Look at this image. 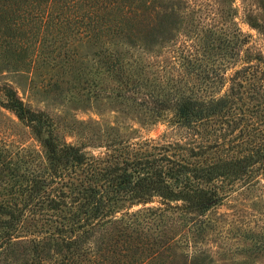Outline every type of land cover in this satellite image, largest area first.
Wrapping results in <instances>:
<instances>
[{
	"label": "trees",
	"instance_id": "trees-1",
	"mask_svg": "<svg viewBox=\"0 0 264 264\" xmlns=\"http://www.w3.org/2000/svg\"><path fill=\"white\" fill-rule=\"evenodd\" d=\"M210 1L0 0L1 68L44 69L47 90L91 92L144 122L170 112L186 133L132 140L0 86V105L41 144L17 145L12 161L0 147V264H221L209 244L219 205L264 185V0H242L261 46L236 23L235 0ZM201 16L213 31L200 52ZM94 135L105 137L97 153ZM260 228L235 226L234 264L264 254Z\"/></svg>",
	"mask_w": 264,
	"mask_h": 264
},
{
	"label": "rangeland",
	"instance_id": "rangeland-1",
	"mask_svg": "<svg viewBox=\"0 0 264 264\" xmlns=\"http://www.w3.org/2000/svg\"><path fill=\"white\" fill-rule=\"evenodd\" d=\"M201 1V0H199ZM204 1V0H202ZM212 2L210 0H205ZM239 6V14L235 17L236 23L245 31L253 34V42L257 45H263L262 35L257 29L251 27L243 17L242 0H235ZM196 16V15H195ZM197 17V16H196ZM207 16H201L198 20L197 29L199 35L195 41L196 48L201 52L205 45L203 41L208 40L210 27L206 24L200 23ZM198 18H194L197 22ZM213 21V20H212ZM202 25V26H201ZM206 25V26H205ZM215 32V31H214ZM216 34L219 32L216 31ZM177 40L176 45L180 44V48L186 45ZM194 48V47H192ZM169 52L164 49L161 52L160 58H166ZM204 61H216L221 58L219 54H204ZM166 63V62H164ZM95 64H88L85 76L90 80L92 75H97L99 71H95ZM44 69L24 71L12 70V67H0V86L9 84L13 86L18 94L34 108H42L49 112H58L65 118L64 121H70L72 118L76 120L90 121L94 125L105 126L108 123L118 125L119 130L124 133V136L130 137L132 140L150 139L153 142H170L178 139H186V133L183 128L177 125L169 114L159 117L158 120L151 122H144L138 118L133 111L120 112L109 103L96 104L95 99H84L87 94L91 92H52L47 90L50 84L47 82V74ZM0 98L3 99L2 91H0ZM101 102V101H100ZM99 105V106H98ZM95 119L97 121H95ZM94 121V122H93ZM68 140H76L78 137L66 135ZM188 139V138H187ZM86 140V139H85ZM93 140L96 146L91 147L93 152H98L103 147L98 145L103 142L105 137H98L94 135ZM17 145L25 148H41V144L34 136L31 130L17 119V117L8 109L0 105V147L2 149V156L7 160L12 161V148L16 149ZM263 182V181H262ZM247 192H235L219 205L218 211L224 212L222 235L220 240H209L214 257L221 264H234V260L242 258L238 253H231L229 248H234L240 241L235 237L237 230L235 226L245 228L247 226L261 227L264 229V185H258L256 189H243ZM260 228V229H261ZM231 244L229 248L228 245ZM256 264H264V254L258 256L255 260Z\"/></svg>",
	"mask_w": 264,
	"mask_h": 264
}]
</instances>
